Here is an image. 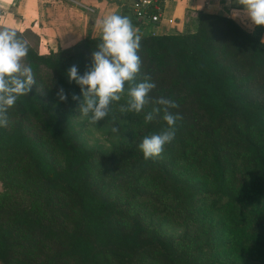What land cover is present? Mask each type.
<instances>
[{
	"label": "trees",
	"instance_id": "1",
	"mask_svg": "<svg viewBox=\"0 0 264 264\" xmlns=\"http://www.w3.org/2000/svg\"><path fill=\"white\" fill-rule=\"evenodd\" d=\"M120 15L141 37L135 82L147 75L155 88L145 113L122 114L126 84L99 120L119 129L110 151L73 128L83 94L66 75L91 67L101 36L42 53L37 33L16 30L36 83L0 127V264H264V25L198 12L192 28L153 34L146 18ZM159 97L182 119L161 156L145 159L143 138L168 127L163 111L144 122ZM141 207L185 231L165 234Z\"/></svg>",
	"mask_w": 264,
	"mask_h": 264
},
{
	"label": "clouds",
	"instance_id": "2",
	"mask_svg": "<svg viewBox=\"0 0 264 264\" xmlns=\"http://www.w3.org/2000/svg\"><path fill=\"white\" fill-rule=\"evenodd\" d=\"M233 2L243 6V15L253 25H264V0H228L229 4ZM238 15H241V10H233V18ZM97 23L101 30V42L97 44L98 50L91 53V67L81 75L78 67L72 65L66 73L69 82L74 81L81 87L83 103L79 107L80 116L88 118L93 124L109 115L111 104L121 100L126 84L128 99L119 106L122 114L140 113L150 103L148 94L155 88L147 75L143 82H135L141 68L138 55L141 37L131 20L113 13ZM28 52L27 40L19 36L15 29H0V127H6L9 123L8 109L36 83L32 67L24 63ZM57 96L61 101L67 99L63 88L57 92ZM72 98L79 99L76 95ZM152 103L154 106L144 116V122L153 121L163 111V120L168 127L159 134L143 138L138 147L145 159L161 156L164 146L175 137L176 122L182 119L179 114L169 112V108L178 107L175 101L159 97ZM111 131L115 133L119 129L113 127Z\"/></svg>",
	"mask_w": 264,
	"mask_h": 264
},
{
	"label": "crops",
	"instance_id": "3",
	"mask_svg": "<svg viewBox=\"0 0 264 264\" xmlns=\"http://www.w3.org/2000/svg\"><path fill=\"white\" fill-rule=\"evenodd\" d=\"M137 0H0V26L19 31L32 30L39 35V51L67 48L91 33L101 36L98 21L109 14L130 15ZM152 4L149 5L150 10ZM243 6L228 0H164L158 21H147L145 32L169 34L193 27L198 12L232 16L252 28L243 15ZM129 12V13H128Z\"/></svg>",
	"mask_w": 264,
	"mask_h": 264
},
{
	"label": "rangeland",
	"instance_id": "4",
	"mask_svg": "<svg viewBox=\"0 0 264 264\" xmlns=\"http://www.w3.org/2000/svg\"><path fill=\"white\" fill-rule=\"evenodd\" d=\"M147 108L145 107L140 113H145ZM81 113L77 109L71 117L72 126L75 130L80 131L83 141L87 146L93 148H100L110 151V146L112 143H116L119 137L114 134L108 127L103 126V122H97L96 124L90 123L88 118L80 116ZM104 121L103 119H101ZM3 190V186L0 182V191ZM122 193H124L122 191ZM120 192V194H122ZM12 194V195H11ZM10 196L17 198L24 204H32L33 200L29 192H24L21 190H10ZM144 210V220L145 222L151 224L152 226H159L165 234L172 235L173 237L180 236L184 231L185 227H178L175 224L164 223L163 219L150 212L146 207H141ZM226 264H248L244 259L241 258H228L224 259ZM141 264H149L148 262H141Z\"/></svg>",
	"mask_w": 264,
	"mask_h": 264
},
{
	"label": "built area",
	"instance_id": "5",
	"mask_svg": "<svg viewBox=\"0 0 264 264\" xmlns=\"http://www.w3.org/2000/svg\"><path fill=\"white\" fill-rule=\"evenodd\" d=\"M164 0H137L132 7V11L137 18H146L148 21H158L161 15V3ZM153 5V13H149V5Z\"/></svg>",
	"mask_w": 264,
	"mask_h": 264
}]
</instances>
